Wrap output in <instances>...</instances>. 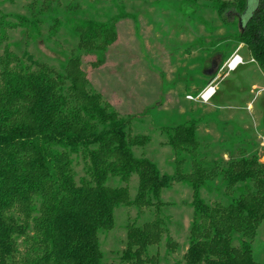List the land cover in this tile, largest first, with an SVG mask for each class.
<instances>
[{
	"label": "trees",
	"instance_id": "16d2710c",
	"mask_svg": "<svg viewBox=\"0 0 264 264\" xmlns=\"http://www.w3.org/2000/svg\"><path fill=\"white\" fill-rule=\"evenodd\" d=\"M218 5L220 13L238 20V43L264 71V0L245 23L248 0ZM36 8L29 16L0 14V264H148L151 246L168 228L162 220L129 225L120 263L104 261L99 234L113 226L121 203L140 211L156 206L160 215L161 192L174 181L194 190L185 264H264L254 258L253 247L264 220V169L257 156L237 160L247 166L237 174L223 161L183 156L181 140L190 123L178 125L170 138L177 148L176 174H162L149 159L135 157L128 121L92 91L82 68L87 55L96 57L94 64L104 62L116 37L112 20L80 24L76 53L58 69L28 52L11 51L10 30L22 27L37 39L41 25L57 23L45 7ZM54 31L42 39L50 40ZM217 53L225 59V51ZM135 174L134 199L126 186L109 184L127 183ZM209 185L221 192L211 203L200 195Z\"/></svg>",
	"mask_w": 264,
	"mask_h": 264
},
{
	"label": "rangeland",
	"instance_id": "374dc122",
	"mask_svg": "<svg viewBox=\"0 0 264 264\" xmlns=\"http://www.w3.org/2000/svg\"><path fill=\"white\" fill-rule=\"evenodd\" d=\"M222 1L231 0H5L0 14L29 16L34 5L45 7L46 15L57 16V23L41 25L42 36L37 39L27 37L22 27L10 30L9 43L16 54L28 52L58 69L76 53L80 24L112 20L116 37L104 62L94 64L96 57L87 55L82 68L92 91L128 121L136 141L135 157L149 159L162 174H176L177 148L170 138L178 125L193 123L181 140L183 156L223 161L237 174L247 168L237 160L253 155L264 169V71L247 46L238 43V20L218 11ZM258 2L248 0L243 23ZM52 24L56 31L51 30ZM53 31L50 40L42 39ZM217 50L225 51L226 57L218 74L210 78L204 71ZM238 54L243 65L229 71L227 63ZM210 86L217 92L213 99L204 100L201 94ZM191 166L183 165L188 172ZM76 171L78 176L84 174L82 164L76 165ZM109 184L126 186L134 199L139 176L133 175L127 183L112 179ZM212 187L200 192L210 203L221 197ZM193 193L187 182L174 181L161 192L160 215L156 206L140 211L136 204L118 205L113 226L99 234L104 261L121 262L131 223L158 218L168 228L161 242L151 246L148 264L154 259V264H185L195 217ZM234 243L238 245L237 240ZM253 247L254 258L264 262V220Z\"/></svg>",
	"mask_w": 264,
	"mask_h": 264
},
{
	"label": "water",
	"instance_id": "95a60500",
	"mask_svg": "<svg viewBox=\"0 0 264 264\" xmlns=\"http://www.w3.org/2000/svg\"><path fill=\"white\" fill-rule=\"evenodd\" d=\"M223 63V54L216 53L210 60L209 67L204 71V74L208 77H215L218 72L221 70Z\"/></svg>",
	"mask_w": 264,
	"mask_h": 264
},
{
	"label": "built area",
	"instance_id": "2783aa9c",
	"mask_svg": "<svg viewBox=\"0 0 264 264\" xmlns=\"http://www.w3.org/2000/svg\"><path fill=\"white\" fill-rule=\"evenodd\" d=\"M241 63H243V60L239 56L234 57L227 63L228 70H235ZM215 91V87L210 86L201 94V97L204 100H209L214 95Z\"/></svg>",
	"mask_w": 264,
	"mask_h": 264
},
{
	"label": "crops",
	"instance_id": "0c3cea01",
	"mask_svg": "<svg viewBox=\"0 0 264 264\" xmlns=\"http://www.w3.org/2000/svg\"><path fill=\"white\" fill-rule=\"evenodd\" d=\"M238 56L243 60L242 55L238 54ZM241 65H243V63L240 64V65H238V67H237L235 70H233V71H236ZM216 88H217V87H216ZM216 92H217V90H216ZM213 97H214V96H212L211 98L213 99Z\"/></svg>",
	"mask_w": 264,
	"mask_h": 264
}]
</instances>
